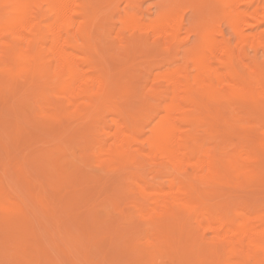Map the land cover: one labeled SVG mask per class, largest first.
Returning <instances> with one entry per match:
<instances>
[{
	"label": "bare ground",
	"instance_id": "obj_1",
	"mask_svg": "<svg viewBox=\"0 0 264 264\" xmlns=\"http://www.w3.org/2000/svg\"><path fill=\"white\" fill-rule=\"evenodd\" d=\"M104 1H106L105 4H107L108 1L111 3L114 0ZM204 1L205 0H202V2ZM208 1L210 0L205 1V3L207 2L206 5L209 4ZM254 1L255 0H213V4L211 3L212 1L210 2L213 5L211 6L213 7L212 10L210 9L211 7L207 9V5L205 6L207 10L203 11L205 13L202 12V7H204L203 3L200 2L202 5L199 3V5H201L199 6L197 2L195 4L193 1L192 3L201 8L199 12L204 14V16L205 14L207 15L209 13L207 12L209 9L211 10V12L214 11L215 15L212 16L213 12L210 13L211 15L209 14L210 18L212 16V20L209 18L210 21L208 20V18H206L205 21L202 18L203 22L201 23L194 24L195 22H191L192 24L190 25L191 27L189 26V31H192V33L197 36V39H194L196 40H193L195 43L192 41V44L194 45L190 44V46L192 47L188 48L187 54H189V59L186 57L187 59L185 64L172 65V67H168V69L166 68L164 71L152 74L153 76H155V79L153 77V79L151 78L152 80H154V84L152 85L151 89H148L150 88L149 85V87L146 88L147 90H149L148 97L151 96L153 98L154 96L156 98L155 101L159 99L157 101H160V103H157L156 101L158 105L153 106L152 104H155L153 101L154 99L152 100V98L150 97L149 99H151L152 101L147 99V96H145V93L143 92L144 97H146L145 99L147 100L145 101V99L142 100L141 98V102L143 104L145 102L142 110L140 111L139 109V111H136V109L134 108L135 110L133 111V114H129L128 112L127 114L129 115L126 116V114L123 112L124 109L121 110V107L119 105L117 106L116 104H112V99L114 98V82L112 83V79L107 68L104 67L103 63L100 62L98 57L95 55L98 54V50L95 48L94 43L92 42V40H95L93 39V35L91 36V29L96 26L95 24L98 25V22L96 23L97 19L95 18L97 16L95 7L98 4H95L93 0H0V106L1 110H11V113L9 114L8 112L7 114L14 117L10 120L9 115L0 117V125L2 127V134L0 132V144H2L0 146L5 148L4 151H7L8 147L6 149V146L8 144L6 142L8 141L6 140L8 137L6 135L12 134L11 132L21 130L24 121L29 122L33 119L37 120L36 116L42 111V109L41 111H38V109L36 110L35 106L32 107L30 105L31 100L28 97V93H30L32 97V95L36 94V92H38V96L39 93L49 94L48 92H54L53 95L49 94V97L50 95L53 97V99H50V101L49 99L47 100V98H40L44 101V104L46 106V111L43 110L42 112L44 114L43 117L45 119L47 118L46 120L51 122V125L52 123L58 124V126L60 124L61 128L64 125L63 123H65V121L69 119H74L75 122L76 120H83L84 117L88 119H97L98 116L104 113L102 112L106 108L104 107V102L112 104L115 108L113 109L116 112H114L116 114V117L110 120L113 122L112 126H109V128L108 126H106L105 128L101 127L104 131H100L101 133L99 136L101 137V134H103L102 132H104V135L106 136L105 139H102V137H105L103 135L97 141L94 136L95 134L92 132L94 137L93 142H98L97 148L95 150H92L95 151L96 160L102 168L110 171V173L111 171L118 173L119 177L118 174H116V176L113 172L116 178L118 177L121 180L122 178H126V180L128 179V185H130L129 183H131V189H128L130 192L132 188L134 189V193L135 189L137 190L135 194L132 193L133 191L131 192L132 194H134L131 197H133V200L136 201V205L135 203L133 204L140 208V211H138L140 213H136L137 217L139 216L138 214H141L139 216L142 217L141 220H145L146 223L150 226V229L146 230L151 232V237L150 240L147 238L146 242L142 243L141 237H139L137 240H132L131 238L130 241L129 238H125V232L130 233L133 231V228L136 229V227L140 226L139 228H137L140 229L141 224L142 226H147V224H143V221H141L142 223L140 224V219L134 217L133 212L131 213L127 210L125 211L126 208H130L124 206V204L122 203L123 201L126 204L125 200H127V197L130 195V193H127L128 186H122L123 184L125 185V180L124 183H121L122 181L120 182L119 180L122 185H120V183H117V179H115L114 175H112L111 173L114 178H112L110 175L111 178L107 180L109 182L112 179V181H116V184L110 181L106 185L104 183L106 181V178H104V182H100V184L103 183L105 186H103V189L101 190L99 184L100 190L108 191L110 189L109 191L112 192L115 190L116 186L111 187V185L115 184L117 185V187L118 185H120L119 187H124L123 189L118 187L123 191L126 188L125 191L123 192L118 189V192H120L122 196L118 194L116 190L113 193H108L106 191L109 194H107V196L110 197H112L111 194L113 195L114 193H117L119 195V199L117 198L118 195H115V199L113 197V200H110V197H107V199L110 201H105V196H103V200L101 199L102 203L99 201L102 206L100 205V203H95V206L97 204L101 206L100 208H102L103 205H105L103 201L107 203L110 202L112 204L114 201V208L117 207L116 204L119 205L118 203L120 202L125 207V209H119L121 218V220H119L122 221L123 224H127V226H123V228L121 229L120 225L119 228L116 229L118 230L117 233H120V236L111 239L113 234L110 237L108 236V233H112L113 231L111 229L113 228L114 230L116 228L112 226L114 223L116 226V222H113L115 220V215L113 214V212H115V209L113 208L114 211L111 215L110 213H107L108 211L104 210V208L106 207H103V209L98 208L101 212L99 210L96 212L90 211L94 209V207L89 210V213L85 211L87 210V208H89V206H92L85 203V201L87 199H89L88 201H92V198L89 197L93 195V192H96V194H98L100 198L101 191H97L98 188L95 190L96 184L94 186L91 184L92 182L90 183V185L92 186L86 184L90 187L87 189L85 188L86 186H83V190L85 191V193L82 192V194L84 193V196H86L87 194L86 191H88L89 194V192L91 193V191L94 190L89 195V197H86L84 199V196L79 192L83 191L80 190L82 189V187L80 188V186H82V184L84 185L85 182L83 183L80 178H77L78 176L76 174H80L81 169H79L80 166L78 167V165L73 162L74 160L70 157V155L67 154L70 152L64 153L57 157H53V163L51 165L57 166V169L60 173V175H58V173L53 175V171L51 170V165L49 163L51 159H48V154H41V148V150H37V152H41V155H38L35 152L38 156H35L36 158H32L35 160V164L33 165H36L32 166L36 167L37 169L35 170L34 168L33 170L36 172V174L38 172L43 173L39 174L43 179L40 176L36 177L38 178L37 182H42L45 178L47 179V176L53 175L56 176L54 180L57 179L58 182L60 180V182L69 183V181L72 180V176L74 177L76 175L78 185V180H80V183L82 182V184L79 185V192H77L78 186H76L77 190H74V194H81V198H78L79 196L76 197L77 194L74 195L73 193H71L73 196L68 195L69 198L65 196L64 197L68 198L69 200L75 199L78 202L76 206H80V211L77 212H82L84 210L82 206L85 204L88 205V207L83 211L85 215L83 214V216L82 213H80V215H82L84 218L78 215L83 218V220H81L82 218L79 219L80 221H84V225L83 222L80 224L83 225L84 228L82 226H78V224L80 223L79 221V223H74L76 219H74V221L72 220L73 224H75L74 229L77 225L74 234L77 232V229L83 228V232L82 230H80V232L82 236H85H83L85 239H81L80 233L78 232L77 233L79 237L72 236L73 233H70L68 230L69 228L67 227L68 233H65L66 235L64 234V239L61 236V239H63V245L58 246L59 248L57 247V250L60 249V251H58L60 252L59 256L58 253H55L57 251H53L54 253L52 252V255L54 254L55 257L58 256V260L55 259L56 261L54 260V262L51 264H65V261L61 260V257L63 256L61 253V246H63L62 248L64 249V251L66 250V252L69 254V257L67 258L69 259L71 257L70 259L73 262L72 264H87L85 263V261L88 262L89 260L90 263L92 262V264H103L104 260H106V264L110 263L111 260L116 261V250L114 251L113 247H116L117 249L120 248L119 246H121L124 253L129 254L130 256L132 255L131 253L136 252L140 256L139 261H141L142 264H155L156 259H168V262H166L168 264H214V262L218 264H264V209H262L264 207L262 205V208L256 206V208L260 209H255V206L251 207L252 205H246L247 203H249V201L251 202V199H249L248 197L246 199H249V201L245 203V205L235 207L236 202L234 203V205H232L233 207L229 205V203L233 202L232 200L231 202H229V200L231 199L230 197H232V193H230V190H232V188L235 189L237 187H244L248 185L251 186L252 184H257L260 185L259 187H264V66L255 68L251 64L250 66L252 68L250 67V69L255 68L251 73H246L245 71L241 70V68H239V64L236 61V49L238 48L237 46L235 47L233 45L236 42H231L232 40L225 36L220 25H218L219 21H214V19H217L216 16H218V14H220V16L222 14L226 22L229 24L228 29L230 27L233 29V32L235 33L238 42L241 45L247 43L251 44V42L255 40H259L261 43H264V30L260 32L254 31L256 23H258L259 20L264 21V5L262 6V8L261 5H255ZM101 3L99 5H101ZM189 5L193 4L189 3ZM167 8L169 9L164 8L165 10H163L162 7V10L159 11L155 19L150 22H146L145 24L147 28L149 27L148 31L151 29L150 32L154 31L156 33L157 39L160 42H162L161 40L165 42V45L163 46L161 44H164V42H159L162 48L167 45L168 48L174 49L173 47L176 46L179 40L181 28L183 29V27H181L182 22H180L177 16V9L173 7ZM193 10L198 11V8L195 7ZM194 12L196 13V11ZM223 17L219 19H222ZM196 18L194 17V19ZM125 21L127 22L126 24H130V26L138 25L136 26V28L132 27L133 29L135 28V30L137 29V27H139V24H141V18L139 17V15H136L132 12L125 17ZM212 21L213 23H211ZM221 22L222 20L220 21V23ZM143 27L142 29L146 28ZM139 29H141V27H139ZM138 31L140 32V30ZM153 33L152 35L153 37H155L156 35L155 33ZM142 38L143 36H141L140 39ZM121 39L123 40L122 37ZM143 39H145V36ZM138 41L140 42V40ZM138 41L137 44L140 45L141 42L138 43ZM129 42H127V45ZM142 43L144 44V42ZM134 44L135 48L133 50H136V47L138 45L136 46L135 42ZM258 45L259 44H257V46ZM155 46H158L156 47L158 51L161 50L158 49L159 44ZM240 46L238 47L240 48ZM172 49H169V51H172ZM166 51H168L167 48L164 50V52ZM174 53L179 52L174 51ZM151 82L153 81L150 80V85L152 84ZM142 88L144 89V87H141V90ZM22 91L28 94H25L23 97H27L22 98ZM37 94L35 95L36 98ZM45 95H43V97ZM142 96L140 95V97ZM39 97L36 100H38ZM46 97H48V95ZM140 97L138 98V103H140ZM234 100L240 104L237 105ZM38 101H36V103H38ZM225 101L227 102L226 104ZM229 101L231 102V104L234 102L237 107H241V104L243 105V108L246 107V109H243V112L244 110H247V113L249 114L248 116H251L252 118H254V120H257L255 123L256 125L253 123L248 126L241 123L244 119L246 121L247 115H244L245 118L243 117L242 119L240 118L241 116H238L239 113L238 115H236L237 113L235 114V112L237 111L234 110L235 116L233 115V111H231V115H233L234 118L231 119L232 121L229 122V124L225 127L226 129H224L222 123L220 124V122L222 121L220 113H223L220 109L223 105V108H225V106L230 103ZM148 102H150L151 104H149ZM142 103L140 104L142 105ZM147 103L154 108L158 106L156 111H154L153 108V111L157 114V119L152 126L150 125L151 128L146 127L150 129H148L149 133L143 134L140 128V126L142 127V125H139V123H145L147 118L143 117V119L146 120L142 122L141 119V121L138 123V120L140 119H137L135 117L138 116L139 113H145L147 108H150L148 107ZM222 103L223 105H221ZM42 104L41 108H43ZM230 105L226 106L227 108L225 109L222 108V111H228ZM69 108H73V110H70V112ZM149 111L151 113L149 114L153 117L155 114L151 112L152 110ZM134 112L137 113V115ZM130 113H132V111ZM152 113L154 115H152ZM143 114L139 115H147L146 117H148L147 112L145 113V115ZM228 114L230 115V111ZM38 116L42 115L40 114ZM43 117L42 119L45 121ZM105 119L106 117L103 120L105 121ZM149 119L150 118L148 117V120ZM11 120H14V122H12L13 124H11ZM40 122L38 121L39 124ZM36 125L34 126L35 128H37ZM53 126L54 125H52V127ZM31 127L33 128L32 125ZM55 129L57 130L58 128ZM62 129H64V127ZM67 129L65 132L63 130L62 131L66 133L67 131H69ZM98 129L96 128L97 131ZM51 130L49 129L50 132ZM59 130L61 132V129H58V131ZM94 132L96 133V131ZM241 132H243V136L246 135V137L241 138L240 136L237 137V139L233 138L234 135H240ZM52 133L53 130L51 132V137ZM57 133L55 135H57ZM247 134L250 135L249 138L247 137ZM3 136H6L7 138ZM57 137L60 136H56L53 139L56 140V144L57 142H59L57 140ZM90 137L93 138L92 136ZM215 137H220L219 140L221 141H214L215 143L213 144V141L211 140L215 139ZM74 139H76L75 136H71V141H69V143L71 144V142H73L72 140ZM8 140L10 141V138H8ZM222 140L228 141L226 147L222 145ZM76 141L77 140H74V142ZM63 143V147L64 145H67V143ZM44 145H46V143H44ZM71 145L73 146L74 143ZM71 145H67L66 147H70L71 149H73L74 147H71ZM62 146H60V148ZM229 146L231 149L228 148ZM85 149L83 147L82 150ZM0 150H3V148H0ZM7 152H9V150ZM84 153L85 152H83V155ZM142 155H145V157ZM76 156L72 155V157ZM141 156L144 157V159L141 158ZM91 158L92 157H90V159ZM145 163L147 166H149L148 163H150L151 167L153 166L155 168L154 170L159 174L160 172L164 173L166 169L167 170L165 171V173L167 172V175H169L171 172L170 177L165 176L166 179L170 178L169 183L167 182L168 185H158V181L156 182V184H154L153 181V183L147 182L150 177L146 181H144L147 176L145 177L146 174L143 172L145 169H148L144 165ZM88 166L90 167L89 164ZM143 167H145V169ZM92 169L93 168H91V170ZM168 169H170V171ZM154 170L152 169V172ZM162 173L160 175L161 177L162 175H166L165 173ZM3 174L5 175L6 173ZM44 174H46L47 176H44ZM120 174L122 178H120ZM159 174L155 173V177ZM86 175L87 173H85V176ZM85 176L83 175V179L85 178ZM88 176L89 177H86L88 179H91V176L89 174ZM4 177H2L1 179L3 180ZM94 177H96L95 174L93 178ZM40 178L42 180L39 181ZM52 178L53 177H49V179L51 180L48 182L52 183ZM87 178H85V180ZM93 178L91 181L94 180ZM98 178L99 177H97V179ZM57 180L55 182H57ZM76 180H74V182ZM100 180L103 181V179ZM4 181L6 182L7 180ZM46 181L47 180H44L43 182ZM95 181L94 183H96ZM13 182L17 184L15 180ZM6 183L8 184V182ZM86 183H88V180ZM110 183L111 185L109 187ZM74 184L76 185V183ZM103 184H101V186ZM132 184L137 188H134ZM46 185L47 182L44 186ZM50 185L52 186V184ZM62 187L64 186L62 185ZM91 187H93L94 189H92ZM104 187L106 188L104 189ZM108 187L109 189H107ZM255 187H257L255 189L259 190L258 186ZM12 188L9 191H13ZM18 188H20V186H18L17 184L16 189ZM46 188L44 187V189ZM49 188L50 186H48V189ZM23 189L24 188H22V190L19 189L20 191H18L19 193L21 192V196H23V199H25L26 196L22 194H27L26 192L28 190L23 191ZM260 189L262 191V188ZM38 191L36 190V192ZM45 191L48 194V190L46 189ZM104 191L101 193V195H103ZM106 192L104 193V195H106ZM12 193L15 197L13 199L12 194L9 193V195L6 193L4 186L2 185V181L0 180V233L3 236H1L0 239V257L2 256V258H0V264L3 262L1 261L2 259H4L5 262H8V264H39L40 262L38 263L35 260H37L36 257H38V255L40 254V251H38V254L36 255L35 245L37 246V243H39L38 241L40 240L34 241L33 238L35 240L37 239L35 237H31V235L29 234L34 231H36V233L40 232L37 234H41V231L38 230L42 229H36L33 226L36 221L32 225L29 223V221L33 222L31 214L28 215L29 208L26 206H29L30 202L29 204H26L22 199L21 200L23 202L17 200L18 198L20 199V197L17 196L16 199L15 193ZM44 193L45 192H43L42 194L43 197ZM65 193L67 192L65 191ZM123 195L124 198L122 199ZM94 196L95 195H93V197ZM43 197L39 200L37 199V202L40 204L37 205L39 210H37L38 208L37 206H35L37 204L35 201V203L33 202L34 205L32 204L34 209H36L37 211H40V209L42 210V206L43 208H45L46 205H48L46 202L48 201L47 195V198H45L46 200H44ZM49 197L50 199L51 197L54 198V196ZM120 197L122 200H120ZM256 197L259 196L256 195ZM116 198L118 199V203L116 201ZM232 198L234 200V196ZM128 199L130 200V198ZM64 200V202H66V199ZM129 200H127V204ZM62 201L63 200H61V205H59L58 203H60V201L58 200V206L56 205L57 211L58 209L60 211L64 209ZM94 201L97 202L96 200ZM246 201L247 200H245V202ZM254 202H256V200ZM67 203L69 206V204H71L72 202ZM67 203H65L64 206L67 205ZM112 204L111 206L107 205V207H110L111 210ZM129 204L132 205L130 202ZM61 206L63 209H61ZM133 206L131 208H133ZM50 207L52 208V205H50ZM133 209L131 211H134ZM48 210L49 207L46 209L47 213L50 211ZM37 211H35V213ZM63 211L64 213L67 212L66 206ZM42 212L43 214L48 215L50 217L51 223H53L52 218L55 217L56 212H52L50 215L49 213H44L43 210ZM57 213H59L60 215L63 214L62 211H58ZM70 213L72 214V210H69V214ZM108 214L111 217L114 216V220H112L111 222L113 224L111 225L109 224L111 221L110 219L113 218H110ZM116 214L118 215L119 213L117 212ZM48 216L45 217L48 218ZM107 216H109L110 221L108 220ZM29 217L32 221L29 220ZM70 217L71 216H65L66 219H63V222L62 219H58L60 220V222L55 220L58 228L60 227L61 222L62 226H65L67 224V226H72V224L68 223L69 219L71 220L72 218ZM76 218L78 219V217ZM134 218H137L136 220L139 219V223H136V227H129V224L131 225L133 223L132 221L135 220ZM117 219L118 218L116 216L115 221L119 222ZM107 221L109 222L106 224ZM149 226H147V228ZM192 226H194V228L195 226H198L197 228H201L200 230L203 229V231H206V233L207 231H210V233L213 234L212 239L207 237L208 240L210 239L212 241V246H214L213 252L207 251L208 249L206 248V246V253L202 245L198 246V239L196 241L197 243L194 242V239L196 240V238L191 234V232L195 231L191 230L193 229ZM31 227L33 228L32 231ZM61 228H64V230L62 231L66 232L65 227ZM127 228H129V230ZM145 228H143V230ZM141 230L142 229H140V231ZM44 231L43 234L45 233L47 234V236H49L48 234L51 235L52 232L53 234L56 233L54 234L55 236H60L61 234H63L62 231H60L61 233L58 232L60 233L58 235L56 231L59 230H52L51 232L50 228L49 230L47 229L48 233ZM122 231H125L123 233L124 237L122 235ZM197 232L195 231V233ZM140 233L142 234V232ZM24 234L26 235L23 236ZM31 234L36 235L35 233ZM43 234L39 236L40 239L44 236ZM147 234L146 236L148 237L149 234ZM200 234L198 235L200 236ZM27 235H29V237ZM22 236L25 237L24 242H22ZM86 236L88 237L89 241ZM133 236L137 235L134 233ZM206 236L208 235L206 234ZM106 237L107 239L110 237L109 239L111 240H107ZM204 237L205 234H203V237L201 235V238ZM27 238H30V241ZM31 238L33 241L31 240ZM78 238L83 240V242ZM101 238L102 240L104 239V241L98 244V249L103 245L100 249L102 252V248L107 244V250L104 252V257L106 258L102 259L100 257V259H102V262H94L91 260L92 257L95 256L94 259L98 258L96 256L97 254H94V256L91 255L95 252L94 243H99V239ZM53 239L55 241H58L55 238H52V240ZM86 239L90 245L93 244V246L91 245L93 248H90L89 244V248L87 247V243H84V240L86 241ZM52 240L50 242L51 244L54 241ZM31 241L36 242V244H32ZM142 241H145V239ZM200 241L203 242L202 240ZM9 242L15 244V252L12 251L13 246L10 247V245L8 244ZM70 242H72L73 245H76V247L79 244L80 246H78L77 249L75 248L76 250L73 251L70 249L72 245L70 244ZM194 243L197 244L198 248L203 247V250L198 251L197 253L192 252ZM44 244L43 246H46V244L49 245V243H46L45 245ZM205 244L207 245V243ZM50 246L51 245L47 246V248L49 249ZM37 247V250L39 248L43 250L42 251L41 249H39L42 251L41 254L43 255L44 253H46L45 251H48V249H43V247H41L39 244ZM55 248L53 250H55ZM210 248L211 247H209V249ZM87 250H90L91 253ZM210 250H212V248ZM118 251L120 252V250ZM1 252H3L2 255ZM101 252L100 254L101 256H103ZM43 255H41V258L43 257ZM90 255L92 257H90ZM138 255L134 254L132 258L134 256L136 258V256ZM46 256L49 257V260L53 258L51 256V253ZM120 256H123V254H121ZM47 257L44 256V259H46V263L48 264L50 262H47ZM59 257L61 261L59 260ZM138 258L139 257L136 258V261ZM126 259L128 258L126 257ZM131 259L129 257L130 261ZM37 261H40V257ZM41 262H44V264H46L45 260ZM126 263L124 262V264ZM161 264H163V262Z\"/></svg>",
	"mask_w": 264,
	"mask_h": 264
},
{
	"label": "rangeland",
	"instance_id": "obj_2",
	"mask_svg": "<svg viewBox=\"0 0 264 264\" xmlns=\"http://www.w3.org/2000/svg\"><path fill=\"white\" fill-rule=\"evenodd\" d=\"M92 1V0H91ZM94 1V3L95 4H98V5H96V7H95V12L97 13V16L95 17L96 19V23L98 22V25L97 24H95L96 26L93 28V29H91V31H92V33H91V36L93 35V39L95 40V41H93L92 40V42L94 43V46H95V48L98 50V54H95L97 57H98V59L100 60V62H102L103 63V65H104V67H106L107 68V70H108V72H109V75H110V77H111V79H112V83L114 82V89H113V96H114V98L112 99V104H116L117 106L119 105L120 107H121V110H123V112L126 114V116L127 115H129V114H133V111L136 109V111H139V109H140V111L142 110V107H144V105H145V102H144V104L141 102V98H142V100H144L146 97H144V93H145V96H147V99H149V97L150 98H152L151 96H149L148 97V95H149V90H147L146 88H148L149 86H150V88H148V89H151V87H152V85L154 84V80H152L155 76H153L152 74H156L157 72L159 73L160 71H164L166 68L168 69V67L170 68V67H172V65H179V64H181V65H183V64H185L186 63V59L189 57V54H187V52H188V48H190V47H192V46H190V44L191 45H194V44H192V41L194 40V39H197V36H195L193 33H192V31L190 32L189 31V26L192 24V23H194V24H196V23H201V22H203L202 21V18L204 19V21H205V19L206 18H208V20H209V18H210V13H212L213 12V14H212V16L213 15H215L214 14V11H212L211 12V10H212V8L213 7H211V6H213L212 4H213V0H210V1H208L209 2V4H211V5H209V4H207L206 5V3H205V1H207V0H205L204 2H202V0H193L194 1V3L196 4V2H197V4L199 5V3L201 2V3H203V6L204 7H202V12L203 11H206L208 8H210L207 12H209L207 15L205 14V16H204V14H202L201 12H199L200 11V9L201 8H199V6H201V5H199V6H197V5H195L194 3H192L193 1L191 0V1H185V0H114V1H112L111 3L108 1L107 2V4H105V2L106 1H104V0H93ZM182 1V2H181ZM212 1V2H211ZM257 1V2H256ZM97 2V3H96ZM104 4H102V3ZM211 2V3H210ZM255 2V5H261V7L264 5V0H255L254 1ZM101 3V5H99ZM182 3V4H181ZM189 3L190 4H193V5H189ZM111 4V5H110ZM195 5V6H194ZM165 6V7H164ZM194 6V7H193ZM205 6H207L206 8H205ZM115 7H117V8H115ZM125 7V8H124ZM162 7H163V10H165V9H169V8H167V7H173V8H176L177 9V16H178V18H179V20H180V22H182V26L181 27H183V29L181 28V32H180V36H179V40H178V42H177V44H176V48L175 47H173L174 49H172V48H168V46L166 47V46H164L163 48H162V46L163 45H165V42L163 41V40H161L162 42H164V44L162 43V42H160L158 39H157V35H156V33H155V37H153V35H152V33L153 32H150V30L148 31V29H149V27L147 28L146 27V22H150V21H152L153 19H155V17L158 15V13H159V11H161L162 10ZM191 7H193V8H191ZM198 8V11L197 10H193L194 8ZM264 7V6H263ZM262 7V8H263ZM107 8H109V9H107ZM165 8V9H164ZM105 9V10H104ZM188 11H187V10ZM205 9V10H204ZM116 10V11H115ZM187 12H186V11ZM194 11H196V13L194 12ZM135 13L136 15L138 14L139 15V17L141 18V24H139V27H141V29H142V27L144 26V27H146L145 29H142V31H141V29H139V27H137V29L138 30H140V32L137 30H135V28H136V26H138V25H135V26H130V24L128 25V24H126L127 22L125 21V17L126 16H128V14L129 13ZM186 12V13H185ZM206 12V13H207ZM100 13V14H99ZM112 13V14H111ZM157 13V14H156ZM184 13V14H183ZM195 13V14H194ZM199 13V14H198ZM203 13H205V12H203ZM181 14V15H180ZM210 14V15H209ZM115 15V16H114ZM123 15V16H122ZM184 15V16H183ZM204 16V17H202V16ZM197 16H199V17H197ZM207 16V17H206ZM212 16H211V20H212ZM220 16V14H218V16H216L217 17V19H219V18H221V17H223L222 16V14H221V16ZM194 17L196 18V19H194ZM215 17V18H216ZM195 20H193V19ZM200 18V19H199ZM224 18V17H223ZM219 19V20H217V19H214V21L216 20V21H219L218 22V25H220V27H221V29H222V31L224 32V34H225V36L227 37V38H229L230 40H232L231 42H236V43H234L233 45L236 47L237 46V48L238 49H236L237 51V53H236V61H237V63L239 64V68H241V70H243V71H245L246 73H251V72H253V69H255L256 67H259V66H264V43H261L259 40H255V41H253V42H251V44H239V42H238V39H237V37H236V35H235V33L233 32V29L230 27L229 29H228V23L226 22V20H225V18L224 19ZM193 21H192V20ZM197 19H199V20H197ZM222 20V22L220 23V21ZM198 21H200V22H198ZM210 21V20H209ZM192 22V23H191ZM226 22V23H225ZM263 22V23H262ZM211 23H213V21L211 22ZM225 23V24H224ZM143 24V25H142ZM214 24H215V22H214ZM216 24H217V22H216ZM142 25V26H141ZM223 25H224V27H226V28H224L223 27ZM131 28H130V27ZM258 26V27H257ZM132 27H135L134 29L132 28ZM143 27V28H144ZM191 27V26H190ZM95 29V30H94ZM126 29H128V30H126ZM133 30V31H132ZM264 30V21L263 20H259L258 21V23H256V26L254 27V31L256 32H260V31H263ZM228 31H230V32H228ZM145 32V33H144ZM232 32V33H231ZM127 33V34H126ZM151 33V34H150ZM153 33V34H154ZM144 34V35H143ZM118 37H117V36ZM150 35V36H149ZM183 35V36H182ZM190 35V36H189ZM233 35H235V36H233ZM141 36H143V38H144V36H145V39H140L141 38ZM185 36V37H184ZM232 36V37H231ZM121 37L123 38V40L121 39ZM140 37V38H139ZM152 37V38H151ZM181 37V38H180ZM136 38V39H135ZM139 38V39H138ZM151 38V39H150ZM133 41H132V40ZM235 39V40H234ZM125 40V41H124ZM129 40H130V42H129ZM138 40H140V42H141V44L139 45V44H137V41ZM142 40H144V41H142ZM121 41V42H120ZM194 41H196V40H194ZM193 41V42H194ZM259 41V42H258ZM124 42V43H123ZM127 42H129L128 43V45H127ZM134 42L136 43V50H133L134 48H135V44H134ZM139 41H138V43H140ZM142 42H144V44L142 43ZM162 43L161 45H160V43ZM258 42V43H257ZM91 43V42H90ZM126 43V44H125ZM195 43V42H194ZM92 44V43H91ZM132 44V45H131ZM143 44V45H142ZM159 44V48L158 49H161V50H157V48L156 47H158V46H155V45H158ZM236 44V45H235ZM239 44V45H238ZM257 44H259L258 46H257ZM241 45V46H240ZM133 46V47H132ZM161 46V47H160ZM238 46H240V48L238 47ZM129 47V48H128ZM178 47V48H177ZM260 47V48H259ZM132 48V49H131ZM167 48V50L168 51H166V52H164V50ZM186 48H187V51H186ZM164 49V50H163ZM169 49H172V51L170 50L169 51ZM176 51V52H179V53H174V51ZM239 50V51H238ZM183 51V52H182ZM168 52H169V54H168ZM171 52V53H170ZM248 52V53H247ZM249 54V55H248ZM161 56V57H160ZM181 56V57H180ZM187 57V58H186ZM239 57V58H238ZM170 59V60H169ZM189 59V58H188ZM184 60H185V62H184ZM243 60V61H242ZM239 61V62H238ZM181 62H184V63H181ZM250 63V64H249ZM253 65L255 68H253V69H250V65ZM166 66V67H165ZM252 68V67H251ZM249 69V70H248ZM251 70V71H250ZM153 77V78H152ZM152 78V79H151ZM155 79V78H154ZM150 80L151 81H153V82H151L152 84L150 85ZM147 81V82H146ZM146 82V83H145ZM144 83V84H143ZM144 86H143V85ZM149 85V86H148ZM144 87V89L142 88V90H141V87ZM139 87V88H138ZM22 89V88H21ZM141 91H140V90ZM29 90H30V88H29ZM140 91V93H139V91ZM146 90H147V92H148V94H147V92H146ZM48 92V91H47ZM142 92V93H141ZM144 92V93H143ZM38 92H36V94H37ZM49 94H51V95H53V93L54 92H48ZM22 95V98H25V97H27V96H25V97H23L25 94L26 95H28V97H29V99L31 100L30 101V105L32 106V107H34L35 106V108H36V110L38 109V111H41V109H42V111L43 110H45V108H46V106H45V104H44V101L43 100H41L40 98L42 97V99H46L47 98V100L49 99V101H50V99L52 100L53 99V97L50 95V97H49V94H47V93H45V94H47L48 95V97H46L47 95H45L44 93H42L43 95H45L44 97H43V95L41 94V93H39V96H38V94H37V98L39 97V101H41V102H39L38 100H36L37 98L35 97V95L36 94H34V95H32V97H31V94L30 93H26V92H23L22 91V93H21ZM42 95V96H41ZM140 95L142 96V97H140ZM31 97V98H30ZM140 97V103H142V105L140 104V103H138V98ZM147 99H145V101L147 100ZM154 99V100H153ZM155 97L153 96V98H152V100L154 101V103L155 104H152L153 106H156V105H158L157 103H160V101L158 102L157 100H159V99H157L156 101H157V103H156V101H155ZM149 100H151V99H149ZM151 100V101H152ZM36 101H38V103H36ZM150 101V102H151ZM36 104H35V103ZM150 102H148L149 104H151ZM224 102V101H223ZM230 102V101H229ZM234 102H236L235 100H234ZM234 102L231 104V102L228 104V105H230L229 106V108H228V111L227 110H225V111H222L223 109H225V108H227L226 106H228V105H226L225 106V108H223L224 107V105H223V103L221 104V105H223V106H221V112H223V113H220L221 114V119H222V121L220 122V124L222 123V126H223V128L224 129H226L225 127L229 124V122H231L232 120L231 119H233L234 118V112L235 111H237V112H235V114L236 115H238V113H239V117L240 118H242L243 119V117L245 118V116L244 115H249L247 112V110H244V112H243V109H246V107L245 108H243V105L241 104V107L240 106H236L235 104H234ZM40 103V104H39ZM43 103V104H42ZM147 103V105H148V107H150V108H147V110L149 111V110H152L151 112H153L152 113V115H154L153 117L150 115L151 113H150V111L148 112L147 110H146V112L148 113V117L151 119H149L148 120V117H146L147 115H145V113L143 114V113H139V114H143V115H145V116H142V115H139L138 114V116H136L137 115V113H135L136 115V117L135 118H139L140 120H138V123L141 121V119H142V122H144V120H146V119H143V117L144 118H147V120L145 121V123H139V125L141 124L142 125V127H143V129H142V127L140 126V128H141V131H142V133L143 134H148L149 133V128H151V126L156 122V119H157V117H156V112H154V111H156V109H157V107H151L149 104ZM227 102L225 101V104H226ZM237 103V105H239L240 103H238V102H236ZM33 104V105H32ZM41 104H42V107L43 108H41ZM112 104H110V103H106V102H104V107H106L102 112H104L102 115H100V116H98V118L97 119H88V118H86V117H84V119L83 120H76V122L74 121V119H69V120H67V121H65V123H63L64 125L62 126V128L64 127V129H62L61 127H60V124H59V126H58V124H53L52 123V125H54L53 127H52V125H51V122H49V121H47L43 116H44V114H43V112L41 111L40 112V114L42 115V116H38V115H40L39 113H38V115L36 116V118H37V120L36 119H33L32 121H29L30 122V124H29V122L28 121H24V123H23V125H22V128H21V130H18V131H16V132H11L12 134H9V135H6L8 138H10V141L8 140V138L6 137V136H3V137H6L7 138V140L6 141H8V142H6L8 145L6 146V149H7V147H8V149H7V151L9 150V152H7L6 150L4 151V147H2V146H0V148H3V150H0V176H2V177H4L5 175V177H6V179H5V177L3 178V180L1 179L2 177H0V180L2 181V185L4 186V189H5V191H6V193L7 194H12L13 195V197H12V199L13 198H15L14 197V194L12 193V192H14L15 193V195H16V199H17V196H19L20 197V199L18 198L17 200H20V201H22V200H24V203H26V204H29V202H30V204H29V206L28 205H26L28 208H29V211H28V215H30L31 214V216H32V218H33V222H30L29 221V223L32 225L35 221V223H34V227L36 228V229H42V230H38V231H41V234H43V231L45 230L46 231V233H48V231H47V229L49 230V228H50V231L52 232V230H59V231H56L57 232V234L59 235L61 232L60 231H62V230H64V228L62 229L61 227H65V229H66V232L65 231H62V233L63 234H61L60 236H55L54 234H56V233H54L53 234V232L51 233V235L50 234H48L49 236H47V234H43L44 236L43 237H41V239H40V235L41 234H37V233H40V232H37L36 233V231H34V232H31V233H35L36 235H38V236H36V235H34V234H31L30 232H28V233H30L29 235H31V237H35L37 240H35L34 238H33V240L34 241H38V240H40V241H38L39 243H37V246H38V244L41 246V247H43V249L45 248V250H47L48 248H47V246H49V245H51L50 247H49V249H48V251H45L46 253H44V255L43 254H41L42 253V249L41 248H39V249H41V250H37V246L35 245V249H36V255L38 254V251H40L39 253L41 254V255H43V259L41 258V255L39 256L38 255V257H36L37 258V260H39V257H40V261H37V260H35L36 262H40L39 264H44V262L42 263L41 261H44L45 260V263H46V259H44V256L45 257H47L46 255H48L49 253H51V256L53 257V255H52V252L54 251H57V252H55L56 254L58 253V256H59V253L60 252H58V251H60V249L59 250H57V247L58 246H60V245H63L62 244V240L64 239V234L65 233H68L67 232V227L69 228L68 230H69V232L70 233H73V235L72 236H77V237H79V235H78V233H80V238L82 239V238H84L82 235H81V232H80V230H82L84 227H83V225H84V221H80V219L79 218H82L85 214L83 213V211L88 207V205H92L91 207L89 206V208H87V210H85L86 212H90V211H92V212H96V211H98L99 209L98 208H100L101 206H102V202H101V199H102V197L103 196H105V201H107L108 199H107V197L109 198L110 196H107V194L109 193V192H111V191H109L110 189H109V187H110V185H111V183L109 184V187L107 188V189H109L108 191L107 190H103L104 191V193L106 192V195H104V193H103V195H101V193L103 192V191H101L103 188V186H105L103 183H101V184H103L102 186H101V184H100V182H104V178H106V181L104 182L106 185L111 181V182H114L115 184H116V181H112V179L108 182V180L112 177V178H114L115 177V175L116 174H118V173H116V172H114V171H111V173H112V175H114V177L111 175V173H110V171H107V170H105L104 168H102L101 166H100V164L98 163V161L96 160V157H95V149L97 148V143L98 142H93L94 140V137H93V133L95 134L94 136H95V138L97 139V141L99 140V138H101L103 135H104V132H102L103 134H101L102 136L100 137L99 135H100V131H104L102 128H105L106 126H108V128H109V126H112V121H110L112 118H114V117H116V112H115V108L113 107V105ZM131 105V106H130ZM139 108H138V107ZM220 106H219V108H220ZM9 107V106H8ZM138 109H137V108ZM114 108V109H113ZM135 108V109H134ZM152 108V109H151ZM153 108H154V111H153ZM223 108V109H222ZM131 109V110H130ZM240 111H239V110ZM70 110H73V108H69V111ZM128 110V111H127ZM235 110V111H234ZM0 115H2V116H0V117H3L4 115L5 116H7V115H9L11 112V110H9V111H4V110H1V106H0ZM46 111V110H45ZM44 111V112H45ZM127 111V112H126ZM132 111V113H130ZM229 111H230V115L228 114L229 113ZM231 111H233V115H231L232 113H231ZM4 114H3V113ZM9 112V114H7ZM71 112V111H70ZM115 112V113H114ZM129 112V114H127ZM150 113V114H149ZM225 113V114H224ZM13 114V113H12ZM113 114V115H112ZM242 114H243V116H242ZM150 115V116H149ZM229 115V116H228ZM111 116V117H110ZM246 116V121H245V119L241 122V123H243L244 125H248V126H250V124H255L256 123V121L257 120H254V118H252L251 116H248L247 117ZM39 117H41V118H39ZM42 117L45 119V121L42 119ZM102 117H106V119H105V121L103 120L104 118H102ZM142 117V118H141ZM152 117V118H151ZM13 119L14 117L13 116H11V115H9V120L10 119ZM230 118V119H229ZM250 118H251V120H250ZM40 119V120H39ZM102 119V120H101ZM154 119H155V121H154ZM241 119V120H242ZM224 120V121H223ZM36 121H37V123H36ZM38 121L40 122V124L38 123ZM73 121V122H72ZM103 121V122H102ZM152 121H153V123H152ZM253 121H255V122H253ZM12 122H14V120L12 121L11 120V124H13ZM43 122V123H42ZM49 124H48V123ZM224 122V123H223ZM250 122H252V123H250ZM35 123V124H34ZM45 123V124H44ZM111 123V124H110ZM147 123V124H146ZM247 123V124H246ZM29 124V125H28ZM37 124V125H36ZM41 124H42V126H41ZM143 124H144V126H145V128H144V126H143ZM31 125L33 126V128L31 127ZM36 125V127L37 128H35L34 126ZM151 125V126H150ZM225 125V126H224ZM256 125V124H255ZM43 126H46L47 128H48V130H47V128L46 127H43ZM50 126V127H49ZM57 126V127H56ZM40 127V128H39ZM43 127V128H42ZM102 127V128H101ZM146 127H149V128H146ZM220 127H221V125H220ZM2 127H1V125H0V132H1V129ZM55 128H58V129H61V132H60V130L58 131V129L56 130ZM68 128V129H67ZM96 128L98 129V131L96 130ZM24 129H26V130H24ZM49 129L51 130H53V133H52V137H51V132H52V130H51V132L49 131ZM66 129L67 130H69V131H67L66 133H64L65 131H66ZM145 129V130H144ZM149 129V130H148ZM224 129H221V130H224ZM64 132H63V131ZM94 131H96V133L94 132ZM58 132V133H57ZM93 132V133H92ZM97 132H98V134H97ZM57 133V135H55ZM1 134H2V132H1ZM0 134V135H1ZM55 136H54V135ZM69 134V135H68ZM90 134H92V135H90ZM98 135V137H97V135ZM245 134V133H244ZM75 136V138L76 139H74V140H77L76 142H74V140H72L73 142H71V144H73L74 143V145L72 146L70 143H69V141H71V136ZM92 136L93 138H91L90 136ZM239 134H236V136L234 135L233 136V138H235V139H237V137H240L241 136V138H243V137H246V135H244L243 136V132H241V134L238 136ZM56 136H60V137H57L58 139V141L59 142H57V144H56V140H53ZM105 136V135H104ZM249 134H247V137L249 138ZM106 138V136L105 137H102V139H105ZM227 138V137H226ZM232 138V137H231ZM63 139V140H62ZM220 139V137H218V138H216L215 137V139H213V140H211V141H213V144L215 143V142H219V141H221V140H219ZM222 139V138H221ZM53 140V141H52ZM60 140H62V141H60ZM216 140H218V141H216ZM55 141V142H54ZM215 141V142H214ZM60 142H62L63 144H66L67 143V145L68 146H70L71 145V147H74L73 149H71L70 147L68 148V147H66L67 145H64V147L62 146V143H60ZM44 143H46V145H44ZM50 143V144H49ZM87 143V144H86ZM94 143H95V145H94ZM212 143V142H211ZM2 144V143H1ZM0 144V145H1ZM61 144V145H60ZM70 144V145H69ZM90 144V145H89ZM92 144V145H91ZM226 144H228V141L227 140H225V141H223L222 140V145L224 146V147H226ZM85 145V146H84ZM43 146H45V147H43ZM47 146V147H46ZM54 146V147H53ZM60 146H62L61 148H60ZM94 146H95V148H94ZM83 147H84V149L85 148H87V149H85V150H82L83 149ZM41 148H42V150H41ZM68 149V150H66V149ZM81 148V149H80ZM229 149H231L230 148V146L228 147ZM63 151H62V150ZM80 149V150H79ZM92 149H94V150H92ZM37 150H41L42 151V153L41 152H37ZM46 150H48V151H46ZM88 150V151H87ZM44 151V152H43ZM87 151V152H86ZM39 155L40 153L41 154H48L49 155V158L48 159H51V161L49 162L50 163V165L53 163V157H57V156H60V155H62V154H64V153H67V152H70V153H67V154H69L70 155V157L74 160L73 162L74 163H76L77 165H78V167H79V169H81V173L80 174H76L78 177V179L80 178V180L84 183V185L82 184V182L80 183V180H78L79 181V185H81L82 184V186H80V188L82 187V189H80L79 188V185H78V182H77V178H76V175L73 177L72 176V180H70L69 181V183H63V182H60V180H59V182H58V180L57 179H55L54 180V178L56 177V176H53V175H55V174H57L58 173V175H60V173H59V170L57 169V166H54V168H53V166L51 165V170L53 171V175H49V176H47L46 174H44V176H47V179L45 178L44 180H47L46 182H47V185L48 186H50V188L48 189V186L46 185V186H44L45 185V183L46 182H41L40 180H42L43 178L39 175L40 173H42V172H38L37 174H36V172L33 170L34 168H35V170H37L36 169V167H33V166H36V165H33V164H35L34 162H35V160L34 159H32V158H36L38 155H36V153ZM51 152V153H50ZM79 152V153H78ZM83 152H85L84 153V155H83ZM92 152V153H91ZM10 153V154H9ZM74 153H76V154H74ZM40 154V155H41ZM77 154H80V155H77ZM92 154V155H91ZM33 155H34V157H33ZM53 155V156H52ZM68 155V156H69ZM72 155L73 156H76V157H72ZM36 156V157H35ZM52 156V157H51ZM83 156H84V158H83ZM142 156H144L145 157V155H142ZM141 156V158H143L144 159V157H142ZM80 157V158H79ZM82 157V158H81ZM90 157H94L93 159L91 158L90 159ZM76 158H78V159H76ZM87 158V159H86ZM146 158H148V157H146ZM145 158V159H146ZM78 160V161H77ZM80 160V161H79ZM91 160H93V161H91ZM95 160H96V162H95ZM148 161V160H147ZM147 163V162H146ZM146 163L144 164L145 166H146V168H148V169H145V167H143L145 170H144V172L143 173H145L144 175H145V177L147 176V178H145L144 179V181H146L149 177V179L147 180V182H154V184H156V182L158 181L159 183H158V185H162V186H167L168 185V183H169V179L170 178H168V179H166V177H170L171 175V172H170V174L169 175H167L166 173H165V171L167 170H165L164 171V173L166 174V175H162V177L160 176L161 175V173L162 172H160V174L159 173H157L154 169V167L152 166L151 167V164L150 163H148L149 164V166H147L146 165ZM85 164V165H84ZM88 164L90 165V167L88 166ZM33 165V166H32ZM92 165V166H91ZM85 166V167H84ZM151 167V168H150ZM91 168H93L92 170H91ZM99 168V169H98ZM90 169V170H89ZM95 169V170H94ZM152 169L155 171H153L152 172ZM99 170V171H98ZM169 171H170V169H168ZM57 171V172H56ZM91 171H92V173H91ZM56 172V173H55ZM106 172H107V175H106ZM113 172H114V174H113ZM3 173H6L5 175L3 174ZM84 173V174H83ZM85 173H87V177H89L88 176V174L91 176V179L89 178H87L86 176H85ZM110 173V174H109ZM155 173L156 174H159L158 176L156 175V177H155ZM164 173H162V174H164ZM169 173V172H168ZM43 174V173H42ZM91 174H93V175H91ZM94 174L96 175V177H94L93 178V176H94ZM102 174V175H101ZM105 174V175H104ZM173 174V173H172ZM83 175L85 176V178H87L86 180H85V178L83 179ZM110 175H111V177H110ZM143 175V176H144ZM41 177L40 179H39V181L41 182V184H40V182H37V180H38V178H36V177ZM106 176V177H105ZM117 176V175H116ZM152 176V177H151ZM160 176V177H159ZM166 176V177H165ZM49 177L51 178V177H53L52 178V183L51 182H48V181H50L51 179H49ZM97 177H99L98 179H97ZM107 177H109V178H107ZM118 177H119V174H118ZM116 178L115 177V179H117V183H120L121 181V183H124V180H125V185L123 184H121L120 183V185H122V186H128L127 187V193H130V197L128 196L127 197V200H129L128 198H130V200H129V202L132 204V205H130L129 204V202H128V204H127V200H125L126 201V204L122 201V203L124 204V206H126V207H130L129 209H125V207L123 206V204H121V202L120 203H118V199H119V195L118 194H120V192H118V189L119 188H124V187H119L120 185H118V187H117V185H115V184H113V185H111V187H115L116 186V188H115V190H116V192H118V194L117 193H114L113 195L111 194V196L112 197H110V200L112 199L113 200V197L115 196V195H118V199L116 200L117 201V203L119 204V205H117L116 204V206L118 207H115L114 208V206H115V204H114V201H113V204L112 203H107V202H105V201H103L104 202V204L105 205H103V207H106V208H104V210L105 211H108L107 213H110V215L112 214V212L114 211V209H115V212L117 213H119L118 215L115 213V212H113V214L115 215V220H116V216H117V220L119 221V222H117V221H115L114 220V216L113 217H111L109 214V216H110V218H113V219H110L109 220V216H107V218H108V220L110 221V225L111 224H113V223H111L112 222V220H114L113 222H116V226H115V223L112 225L113 227H116L114 230H115V232H114V230H113V228L111 229L113 232L111 233V232H109L108 233V236H110L111 237V235H112V238L111 239H114L115 237H119L120 235V233H117L118 232V230H116V229H118L119 228V226L121 225V229L123 228V226H127V224H123L122 223V221H120L121 220V218H120V210H121V208H124L125 209V211L127 210V211H129V212H133V215H134V217H137V212L138 211H140V208H138V206H135L136 205V201L135 200H133L134 198L133 197H131V196H133L136 192H137V190L135 189V193H134V189L132 188V190H131V192L132 193H134V194H132L128 189H131L130 187H131V183H129L130 185H128V179L126 180V178L125 179H123L122 177H121V174H120V178H122V180L121 179H119V178ZM159 177V178H158ZM92 178L94 179L93 181H91L92 180ZM100 179H103V181H101ZM108 179V180H107ZM115 179H113V180H115ZM4 180H7L6 182H8V184L4 181ZM15 180V182H17V184H18V186H20V188H18V189H16V187H17V184L16 183H14L13 181ZM54 180V181H53ZM57 180V182H55ZM74 180H76L75 182H74ZM84 180V181H83ZM87 180H88V183H86L87 182ZM96 180V181H95ZM119 180H120V182H119ZM149 180H151V181H149ZM155 180V181H154ZM160 180V181H159ZM6 183V185H8V186H6L5 185V183ZM94 181L96 182V183H94ZM92 182V183H91ZM97 182H99V183H97ZM107 182V183H106ZM152 182V183H153ZM168 182V183H167ZM12 183V184H11ZM43 183V184H42ZM49 183V184H48ZM54 183V184H53ZM74 183H76V185L74 184ZM90 183L94 186L95 184V190L98 188V190L97 191H99L100 190V188H101V193H100V198H99V195L98 194H96V192H93L94 190H92V189H94L93 187H91L92 189H89V190H92L91 191V193L93 192V195H97L96 197H98V198H96L95 196L93 197V195H91L90 197H89V195L91 194L90 192H89V194H88V191H86L87 192V194H88V196H87V194H86V196H84L83 194L85 193V191L83 190L84 188H83V186H86L85 188L87 189V188H90L88 185H86V184H89L90 185ZM162 183V184H161ZM167 183V184H166ZM50 184H52V186L50 185ZM99 184H100V188H99ZM127 184V185H126ZM11 185H15V186H11ZM62 185L65 187V189H64V187H62ZM75 185V186H74ZM92 185H90V186H92ZM97 185H98V187H97ZM133 185V184H132ZM76 186H78V191L77 192H79V189L80 190H83V191H81V192H79V193H81L82 194V192H84L82 195L84 196V199L86 198V197H89V198H92V201H88L89 199H87L86 201H85V203H87L88 205H83L82 206V208L84 209L83 211H82V208H81V211L82 212H77V211H80V206H76L77 204H78V202L74 199V200H69L68 198V195L69 196H73L71 193H73L74 194V190L76 189ZM88 186V187H87ZM255 186H258V188H259V190L258 189H255V188H257V187H255ZM260 185H257V184H252L251 186L250 185H248V186H244V187H237V188H235V189H233L232 188V190H230L231 192L230 193H232V197L234 196V200H233V198L232 197H230L231 199L229 200V202H231V200L233 201V202H231V203H229V205H234V203L236 202V206L235 207H238V206H242V205H245V203H247L248 201H249V199H251V202L249 201V203H247L246 205H252L251 207H253V206H255V209H260V208H262L261 207V205L264 207V187H259ZM13 187V188H12ZM24 188L23 189V191H27L26 193L27 194H22V195H25L26 197H25V199H23V196H21V192L19 193V191L20 190H22V188ZM44 187L48 190V194H47V192L45 191L46 189H44ZM75 187V188H74ZM133 187L134 188H137L136 186H134L133 185ZM11 188L13 189V191H9V190H11ZM42 188V189H41ZM106 187H104V189H105ZM260 188H262V191H261V189ZM20 189V190H19ZM41 189V190H40ZM44 189V190H43ZM76 189V190H77ZM111 189H113V188H111ZM126 189V188H125ZM125 189H124V191H125ZM7 190H8V192H7ZM19 190V191H18ZM36 190L38 191V192H36ZM49 190H51V191H49ZM55 190V191H54ZM63 190V191H62ZM68 190V191H67ZM75 190V191H76ZM115 190L114 191H112L111 193H113V192H115ZM119 190H121V189H119ZM239 190V191H238ZM65 191L67 192V193H65ZM72 191V192H71ZM121 191H123V190H121ZM123 191V192H124ZM43 192H45L44 193V197L42 196V194H43ZM69 192V193H68ZM123 192H121V193H123ZM24 193V192H23ZM53 193V194H52ZM95 193V194H94ZM98 193V192H97ZM238 193V194H237ZM9 194V195H10ZM75 194H77V193H75ZM74 194V195H75ZM81 194H77L76 195V197H78V198H81ZM240 194H242V195H240ZM46 195H47V197H46ZM56 195V196H55ZM81 195V196H80ZM109 195V194H108ZM121 195V194H120ZM125 195V194H124ZM124 195H123V197H122V199L124 198ZM128 195V194H127ZM126 195V196H127ZM240 195V196H239ZM256 195L257 196H259V197H256ZM49 196H54V198L53 197H51V199H50V197ZM68 197V198H65V197ZM122 196V195H121ZM44 198V200H46L45 198H47L48 199V201H46L47 202V204L49 205H46V207L45 208H43V206H42V210L44 211V213H47L46 212V209L49 207V215L52 213V212H56L55 213V217H53L52 219V221H53V223H51V221H50V217L48 216V215H46V214H43V212H42V210L40 209V211H37V210H39V208H38V206L37 205H40L37 201L40 199V198ZM57 197V198H56ZM62 197V198H61ZM249 198V199H246V198ZM83 198V197H82ZM236 198V199H235ZM15 199V200H16ZM22 199V200H21ZM38 199V200H37ZM57 199V200H56ZM64 199H66V202H64L65 200ZM96 200L97 202H95L94 200ZM98 199V200H97ZM114 199H115V197H114ZM121 199V197H120V200H122ZM126 199V198H125ZM240 199V200H239ZM256 200V202H254L255 200ZM52 200V201H51ZM55 200V201H54ZM58 200L60 201V203H58ZM61 200H63L62 201V205H63V208L65 209V206H66V210H67V212L66 213H64V209L62 208V206H61V209H63V210H61L62 211V213L63 214H59V213H57L58 211L59 212H61L59 209H58V211L56 210V208H57V203L59 204V205H61ZM69 200V201H68ZM103 200V199H102ZM110 200H108V201H110ZM119 200V201H120ZM133 200V201H132ZM236 200V201H235ZM245 200H247L246 202H245ZM36 202L37 204L35 205V206H37V210L36 209H34V207L32 206V204H33V202ZM53 201H54V203H53ZM101 203H100V202ZM23 202V201H22ZM34 202V203H35ZM46 202H45V204H46ZM50 204H49V203ZM63 202H64V204L65 203H67V202H72L71 204H69V206H68V203H67V205H65L64 206V204H63ZM112 202V201H111ZM238 202H240V203H238ZM243 202V203H242ZM95 203H100V205H97L96 204V206H95ZM133 203H135V205L133 204ZM111 204H112V210H111V208L109 209L108 207H107V205H109V206H111ZM121 204V205H120ZM237 204H239V205H237ZM31 205V206H30ZM34 205V204H33ZM50 205H52V208L50 207ZM57 205V206H56ZM135 207H134V206ZM48 206V207H47ZM122 206V207H121ZM133 206V208H131ZM256 206L257 207H260V208H256ZM41 207V206H40ZM68 207V208H67ZM71 207H72V209H71ZM94 207V209H92ZM103 207L102 208H100V209H103ZM233 207V206H232ZM79 208V209H78ZM108 208V209H107ZM114 208V209H113ZM117 208V209H116ZM77 209V210H76ZM90 209H92V210H90ZM120 209V210H119ZM134 210V211H131V210ZM139 209V210H138ZM262 209H264V208H262ZM56 210V211H55ZM69 210L71 211L72 210V214L70 213L69 214ZM90 210V211H89ZM109 210H111V211H109ZM35 211H37L36 213H35ZM100 211V210H99ZM101 212V211H100ZM99 212V213H100ZM47 213V214H48ZM80 213H82V215H80ZM138 213H140V212H138ZM98 214V213H97ZM37 215H38V217H37ZM48 216V218H46L45 216ZM58 215V216H57ZM78 215H80V216H82V217H80V216H78ZM139 216L141 215V214H138ZM30 216V217H31ZM35 218H34V217ZM65 216L67 217H69V216H71L70 218H71V220L69 219V221H68V223L69 224H72V226L71 225H69V226H67V225H65V226H62V222H63V219L65 220L66 218H65ZM137 217V218H139L140 219V224L142 223L141 221H143V224L144 223H146V221L145 220H141V218L142 217ZM29 217V220H31V218ZM75 217V218H74ZM76 217H78V219L76 218ZM37 218V219H36ZM84 218V217H83ZM83 218L81 219V220H83ZM137 218H134L135 220L134 221H132L133 223V225L131 224H129V227H136L137 226V224L136 223H139V219L138 220H136ZM58 219H62V222L60 223V227L58 228V226L56 225V223H55V220H57L58 222H60V220H58ZM74 219H76V221L74 222V223H77L78 221L80 222H78L79 224H78V226L79 227H83L82 229H80L79 227V229H77V234L75 233L74 234V231L76 230V228H77V225H76V228L74 229V225L75 224H73V221H74ZM120 219V220H119ZM73 220V221H72ZM32 221V220H31ZM109 221H107L106 222V224L109 222ZM145 221V222H144ZM83 222V225H80L81 223ZM86 222V221H85ZM64 224V223H63ZM147 224V223H146ZM38 225V226H37ZM136 225V226H135ZM56 226H57V228H56ZM138 226H139V224H138ZM146 226V225H145ZM145 226L143 225L142 226V224H141V228L140 229H142L141 231H140V229H137V228H139V227H136V229L135 228H133V231L132 232H130V233H126L125 231V233L122 231V235H123V237H124V234H126L125 235V238H129V241L131 240V238H132V240H137L139 237H141L142 238V240H144L145 239V241H142L141 240V242L143 243V242H146V239L148 238L149 240H150V231H147L148 229H150V226L147 224V226H149L148 228H147V226H146V228H145ZM73 227V228H72ZM111 227V226H110ZM193 227V229H191L192 231L193 230H195L197 233H195V231L194 232H191V234H192V236L193 237H195L196 238V240L194 239V242H196L197 241V239H198V246L200 245H202L203 247H204V250L206 251L207 249V251H211V252H213L214 251V246H212L213 244L211 243L212 241L209 239L208 240V238L207 237H209V238H211L212 239V235L213 234H211L210 233V231H207V233H206V231H203V229L202 230H200L201 228H197L198 226H195V228H194V226H192ZM34 228V229H35ZM53 228H56V229H53ZM143 228H145L144 230H143ZM32 227H31V231H32ZM128 230H129V228H127ZM135 229V230H134ZM147 229V230H146ZM197 229V230H196ZM199 229V230H198ZM120 230V229H119ZM146 230V231H145ZM30 231V230H29ZM44 231V232H45ZM107 231H108V229H107ZM134 231H136V232H134ZM199 231H201L203 234H205V237L204 238H201V235H202V237H203V234L201 233V232H199ZM58 232H60V233H58ZM82 232H83V230H82ZM121 232V231H120ZM140 232H142V234L140 233ZM145 232H146V234L148 233L149 234V236L147 237L146 236V234H145ZM205 232V233H204ZM85 233V232H84ZM124 233V234H123ZM134 233L137 235V236H133L134 235ZM139 233H140V235H139ZM195 233V234H194ZM201 233V234H200ZM210 233V234H209ZM27 234V233H26ZM26 234H24L23 236H25ZM53 234V235H52ZM133 234V235H132ZM145 234V235H144ZM147 234V235H148ZM198 234H200V236L198 235ZM206 234L208 235V236H206ZM29 235H27L28 237H29ZM66 235V234H65ZM145 237H144V236ZM196 235V236H195ZM1 236H2V234L0 233V239H1ZM22 236V237H23ZM26 236V237H27ZM61 236H62V238L63 239H61ZM143 236V237H142ZM3 237V236H2ZM109 237V238H110ZM24 238L25 237H23V241L22 242H24ZM52 238H55L56 240H58V241H55L54 239V241L52 240ZM60 238V239H59ZM80 238H78L80 241H82L83 242V240H81ZM86 238L88 239V237L86 236ZM107 239V237H106V239L107 240H111V239ZM201 238V239H200ZM206 238V239H205ZM29 241H30V238H27ZM85 239V238H84ZM87 239H86V241L84 240V243H87V247L90 245L89 244V239H88V241H87ZM105 239V240H106ZM202 240L203 242H201L200 240ZM31 240H32V238H31ZM32 240V241H33ZM41 240H43V241H41ZM51 240L53 241V243L51 244L50 242H51ZM149 240H147V241H149ZM31 241V242H32ZM99 243L98 242H96V243H94L95 245V252L94 253H92L91 255H93L94 256V254H97L96 256L98 257L97 259L95 258L94 259V257H92L91 255H90V257H92V261H97V262H102V259H105L106 257H104V252L107 250V247H106V245L102 248V252H101V247L103 246H101L99 249H98V247H99V245L98 244H100V243H102V241H104V239L102 240V238L101 239H99ZM30 242V243H31ZM44 242H45V244L46 243H49V245H47L46 244V246H43V244H44ZM26 243H29V242H26ZM41 243H42V245H41ZM109 243V242H108ZM205 243H207V245L205 244ZM9 245H10V247H12L13 246V248H12V251L13 252H15L16 250L14 249V243H11V242H9L8 243ZM32 244H36V242H32ZM44 244V245H45ZM70 244H72L71 245V247L70 246H67V247H70V249L71 250H73V251H75L76 249H77V247L78 246H80V244L79 245H77V247H76V245H73V243L72 242H70ZM89 244V245H88ZM197 244H195L194 243V246L192 247V252H194V253H197L198 251H202L203 250V247H199L198 248V246H197ZM205 244V245H204ZM86 245V244H85ZM92 246H93V244H91ZM90 245V248L92 247ZM196 245V246H195ZM74 246V247H73ZM207 246V247H206ZM28 247V246H27ZM37 247V248H36ZM56 247V248H55ZM63 246H61V253H62V259L61 260H64V261H62V262H64L65 264H72L73 262H72V260L70 261L67 257H69V254L66 252V250L64 251V249L62 248ZM106 247V248H105ZM120 248H117L116 249V247H113L114 248V251H115V253H116V261H114V260H111L110 261V263H108V264H124V262L126 263V264H142L141 263V261H139L140 260V256L136 253V252H133V253H131L132 255L130 256L129 254H126V253H124V251H123V249L121 248V246H119ZM207 249H206V248ZM209 247H211L212 248V250H210L209 249ZM55 248V250H53ZM59 248V247H58ZM76 248V249H75ZM89 248V247H88ZM93 248V247H92ZM105 248V249H104ZM11 249V248H10ZM62 249H63V251H62ZM87 249V248H86ZM194 249V250H193ZM92 250V249H91ZM98 250V251H97ZM118 250H120V252L118 251ZM12 251H10V252H12ZM87 251H89L90 253H91V251L90 250H87ZM123 251V252H122ZM207 251H206V253H207ZM33 252V251H32ZM53 252V253H54ZM93 252V251H92ZM97 252H99V253H97ZM100 252L103 254V256H101V254H100ZM118 252H119V255H118ZM34 253V252H33ZM77 253V252H76ZM89 253V254H90ZM3 254V252H1V255ZM79 254V253H78ZM121 254H123V256H120ZM127 256H126V255ZM138 255V256H136V258L137 257H139L138 259H137V261H136V258H135V256L132 258V256L133 255ZM67 255V256H66ZM50 256V255H49ZM58 256H56L55 257V255H54V257L52 258V257H50V258H52V259H50L49 260V257H47V262H50V263H48V264H51V263H53L54 262V260L55 259H57V257ZM60 257H59V260H60ZM100 257L102 258V259H100ZM119 257H121V258H119ZM123 257V258H122ZM126 257L128 258V259H126ZM129 257H130V259H131V261L129 260ZM0 258H2V256L0 257ZM64 258V259H63ZM42 259V260H41ZM120 259V260H119ZM58 260V259H57ZM60 260V261H61ZM122 260H124V261H122ZM1 261H3L1 264H8V262H5V260L4 259H2ZM56 261V260H55ZM114 261V262H113ZM118 261V262H117ZM130 261V262H129ZM155 264H161L162 262H163V264H168V263H166V262H168V259H161V260H159V259H156L155 260ZM161 262V263H160ZM83 263H84V261H83ZM85 263H87V264H92V262L90 263V260L87 262V261H85ZM216 262H214V264H215ZM47 264V263H46ZM63 264V263H62ZM93 264H97V263H93ZM103 264H106V260H104V263ZM216 264H218V263H216Z\"/></svg>",
	"mask_w": 264,
	"mask_h": 264
}]
</instances>
